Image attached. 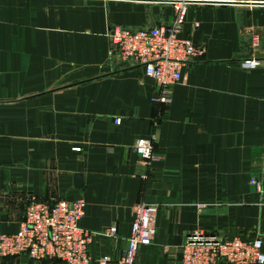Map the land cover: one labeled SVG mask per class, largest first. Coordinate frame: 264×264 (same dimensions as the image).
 Returning a JSON list of instances; mask_svg holds the SVG:
<instances>
[{
	"label": "crops",
	"instance_id": "crops-1",
	"mask_svg": "<svg viewBox=\"0 0 264 264\" xmlns=\"http://www.w3.org/2000/svg\"><path fill=\"white\" fill-rule=\"evenodd\" d=\"M173 16L169 0H0V233L16 230L30 198H82L87 252L108 264H118L139 201L158 209L133 264H181L194 230L264 235V192L249 182L264 163V57L238 65L264 53V0L186 5L179 36L202 52L164 106L140 66L109 53L106 33ZM139 138L150 140L149 160L132 150ZM109 226L113 236L99 234ZM0 264L63 263L6 255Z\"/></svg>",
	"mask_w": 264,
	"mask_h": 264
},
{
	"label": "built area",
	"instance_id": "built-area-1",
	"mask_svg": "<svg viewBox=\"0 0 264 264\" xmlns=\"http://www.w3.org/2000/svg\"><path fill=\"white\" fill-rule=\"evenodd\" d=\"M174 16L169 24L129 30L114 26L106 35L109 53L121 62L140 66L143 76L149 78L157 90L154 102L166 105L170 87L181 79V68L201 54L202 47L187 37L179 36L186 14V5L198 0H169ZM257 37L252 36V45ZM242 69L258 65L251 55L238 63ZM119 117L113 119L119 123ZM132 150L142 159L153 157L150 140L139 138ZM249 182L264 192V163L259 176ZM85 202L82 198L57 199L51 205L30 198L24 207L22 219L13 233H0V257L23 255L31 260L57 259L63 264H108V258H92L87 252L91 233L78 226ZM158 206L139 201L133 205V216L125 248L118 264H133L139 246L150 244ZM99 234L110 237L115 227L109 226ZM223 259L230 264H262L264 262V235L242 241L237 237L218 239L214 235L194 230L181 244V264H214Z\"/></svg>",
	"mask_w": 264,
	"mask_h": 264
},
{
	"label": "water",
	"instance_id": "water-1",
	"mask_svg": "<svg viewBox=\"0 0 264 264\" xmlns=\"http://www.w3.org/2000/svg\"><path fill=\"white\" fill-rule=\"evenodd\" d=\"M199 1V0H198ZM236 22L238 25H240V15L239 14H236ZM254 56L257 58V57H264V53H261V52H254ZM74 177H78L80 178L79 174L75 175ZM79 185V184H78Z\"/></svg>",
	"mask_w": 264,
	"mask_h": 264
}]
</instances>
